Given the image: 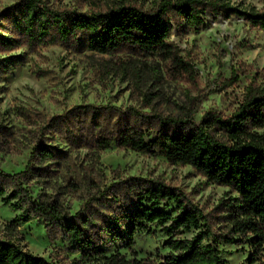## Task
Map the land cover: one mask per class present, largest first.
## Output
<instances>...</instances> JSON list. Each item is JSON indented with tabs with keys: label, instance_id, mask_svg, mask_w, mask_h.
Here are the masks:
<instances>
[{
	"label": "trees",
	"instance_id": "1",
	"mask_svg": "<svg viewBox=\"0 0 264 264\" xmlns=\"http://www.w3.org/2000/svg\"><path fill=\"white\" fill-rule=\"evenodd\" d=\"M244 18L264 30V8L239 10L223 0H159L150 8L132 0H114L106 9H56L41 0H20L0 14V52L21 46L59 44L98 53L128 51L157 55L176 71L190 65L170 41L171 31L196 30L205 22V10ZM5 32L7 34H3ZM24 55L0 56V75L24 63ZM19 115L26 117L25 111ZM23 169L10 173L0 168V196L21 209L9 225L29 218L42 220L47 234L59 236L88 264H227L221 242H247L248 264H264V86L250 88L231 116L207 112L196 123L182 113L164 116L133 106L77 105L64 115L45 120ZM43 131V132H42ZM45 131L65 140L70 148L104 150L112 145L172 164L188 165L208 182L228 187L237 196L224 204L227 232L214 231L208 217L180 189L158 179L130 176L114 181L108 192L99 187L76 211L44 189L36 196L31 187L45 184L53 163H66V150L43 141ZM9 132L0 125V145ZM9 145V144H8ZM13 201V202H12ZM159 223L167 252L130 257L106 245L131 248L139 232H151ZM237 236V238H236ZM0 264H51L11 239H0Z\"/></svg>",
	"mask_w": 264,
	"mask_h": 264
},
{
	"label": "rangeland",
	"instance_id": "2",
	"mask_svg": "<svg viewBox=\"0 0 264 264\" xmlns=\"http://www.w3.org/2000/svg\"><path fill=\"white\" fill-rule=\"evenodd\" d=\"M20 0H0V14ZM56 9L89 11L106 9L114 0H41ZM150 8L159 0H132ZM239 10L264 8V0H223ZM205 22L196 30L180 33L173 29L170 41L190 65V71H176L157 55H139L128 51L98 53L74 50L59 44L26 46L7 54L24 55V63L0 75V125L10 136L0 145V168L10 172L23 169L32 146L40 137L39 126L45 120L64 115L77 105L133 106L141 111L164 116L186 113L196 123L207 112L231 116L250 88L264 86V30L244 18L214 14L205 10ZM0 22H4L0 20ZM1 32V31H0ZM3 34H7L2 32ZM25 111L26 117L19 115ZM43 132V131H42ZM43 141L66 150V163L50 165L45 184L36 183L34 196L41 190L57 195L66 210L76 211L94 193L114 181L130 176L158 179L180 189L196 204L217 233L229 225L224 204L237 194L228 187L208 182L188 165L172 164L159 156H149L113 145L104 150L81 146L70 148L65 140L45 131ZM0 196V239H11L51 264H88L79 262V254L55 234H47L40 219L29 218L17 226L9 223L22 212ZM13 202V201H12ZM151 232H139L131 248L106 245L130 257L154 255L165 239L161 225L151 224ZM237 238V236H236ZM227 264H248L251 249L247 242L219 245ZM260 259L264 260V250ZM255 264V263H254Z\"/></svg>",
	"mask_w": 264,
	"mask_h": 264
}]
</instances>
